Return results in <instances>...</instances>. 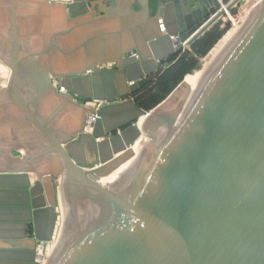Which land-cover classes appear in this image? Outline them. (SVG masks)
I'll return each mask as SVG.
<instances>
[{
	"label": "water",
	"instance_id": "obj_1",
	"mask_svg": "<svg viewBox=\"0 0 264 264\" xmlns=\"http://www.w3.org/2000/svg\"><path fill=\"white\" fill-rule=\"evenodd\" d=\"M242 1L0 0L17 8L0 22V264H46L54 222L47 264H264V0L162 102L134 101ZM18 124H53L61 151L43 158Z\"/></svg>",
	"mask_w": 264,
	"mask_h": 264
},
{
	"label": "trees",
	"instance_id": "obj_2",
	"mask_svg": "<svg viewBox=\"0 0 264 264\" xmlns=\"http://www.w3.org/2000/svg\"><path fill=\"white\" fill-rule=\"evenodd\" d=\"M88 2L98 0H87ZM156 0H149L150 14L154 13L152 5ZM234 13V12H233ZM222 23H216L191 46L168 61L167 67L157 73L153 81L146 85L134 96L135 104L145 111H149L162 102L171 91L195 68L199 67L200 60L219 42L225 28Z\"/></svg>",
	"mask_w": 264,
	"mask_h": 264
},
{
	"label": "bare ground",
	"instance_id": "obj_3",
	"mask_svg": "<svg viewBox=\"0 0 264 264\" xmlns=\"http://www.w3.org/2000/svg\"><path fill=\"white\" fill-rule=\"evenodd\" d=\"M72 3V2H71ZM6 5V4H5ZM37 5H39V0H38V4ZM59 5H62V4H55L54 6H59ZM10 6V7H9ZM12 7H13V5H6V7L5 8H3V6H2V4H1V6H0V18L2 19L0 22L3 24L4 23V20L5 21H9V23L11 24L13 21V19H12V12L14 11V19L16 18V14H17V8L16 9H14L13 11H12ZM7 9V10H6ZM254 10V9H253ZM8 11V12H7ZM252 12V10H250L249 11V13H251ZM7 15H8V17H7ZM51 17H53V18H55V19H59L58 20V22H59V26L60 27H62L63 28V26L65 27L66 26V22H67V18H66V16H65V10H64V8H63V6H60L59 7V9L56 11V14L55 15H53V16H51ZM15 22H16V20H14ZM69 21V20H68ZM31 29V28H30ZM4 30V34H5V31H6V27L5 28H3L2 29V31ZM9 33L11 32V26L9 27ZM61 29H59V31H60ZM54 34V33H53ZM74 35V34H73ZM71 36L70 37V39L72 38V37H74V36ZM76 35V34H75ZM228 38V37H227ZM226 38V39H227ZM225 39V40H226ZM224 40V41H225ZM223 41V42H224ZM222 42V43H223ZM52 43H53V41H52ZM52 43H51V45H52ZM70 44H72V43H70ZM74 48H73V50L74 51H76L77 50V47L76 46H73ZM53 59H56V58H53ZM207 59V58H206ZM205 59V60H206ZM204 60V61H205ZM75 62H77V61H74V63ZM184 79V78H183ZM182 82V81H181ZM88 118V119H87ZM87 126L88 127H91V128H89V130L90 129H92L93 127H92V125L95 123V118H94V121L92 120V117H90V115L89 116H87ZM145 117L144 116H141L140 118H139V120H138V123L141 121V120H143ZM61 120L63 121L64 120V122L66 121V115L64 116V118H61ZM61 120H60V122H61ZM97 120V119H96ZM137 123V124H138ZM62 124H63V122H62ZM61 124V125H62ZM27 127H29V125H27V124H25ZM35 125H36V123H35ZM32 126H34L33 124H32ZM39 126V129H40V131L39 132H41L40 134H38V133H36L35 131H32L33 132V137H32V140H29L28 141V143L29 144H31V145H37V149H38V151H40V153H42V157L43 158H48L50 155H56V153L52 150V148L50 147V144L52 145V147L55 149V145H56V150L57 151H61V148L60 147H58V141H57V139L55 140V144H54V141L52 140L53 139V135L51 134L52 133V131H51V129L52 130H55L56 129V127L53 125V124H51V126H48V125H46L45 126V128H42L41 127V125H38ZM70 126H72V125H70ZM69 126V127H70ZM45 133H47L48 135H52V136H48V135H46V134H44V132ZM42 132H43V135H45V139H46V142H44V141H42L43 139L41 138V134H42ZM42 139V140H41ZM29 176V182L31 183V184H33L34 182H35V177L34 176H32V175H28ZM51 236H52V239L55 237V222H54V225H53V231H52V234H51ZM29 245H30V243H28ZM41 245H43V246H41ZM46 245L44 244V242H42V243H40L39 245H38V243H37V247H38V249H37V252H38V250L40 249V248H42L43 247V249H42V255H40V256H38L37 255V252L35 253V255H36V257L37 258H39L41 261L43 260V258H44V260H46V264L48 263V262H50L51 261V258H52V255H53V251H54V246H55V244L53 245V246H51V244H49L47 247H45ZM17 254H19V253H17ZM51 255V256H50ZM48 258V259H47Z\"/></svg>",
	"mask_w": 264,
	"mask_h": 264
},
{
	"label": "rangeland",
	"instance_id": "obj_4",
	"mask_svg": "<svg viewBox=\"0 0 264 264\" xmlns=\"http://www.w3.org/2000/svg\"><path fill=\"white\" fill-rule=\"evenodd\" d=\"M260 0H250L249 1V4H243V5H239V6H237L236 7V10L234 11V13H233V15L231 16L232 18H233V20L236 22L237 21V24L235 25V27L234 28H232V30H231V27H232V24H231V22H225V23H222V21H217V23H222L223 25H224V27L223 28H225V31H224V33H223V35H222V37H221V39L219 40V42L210 50V52L204 57V58H202L201 60H200V63H202V62H204V60L212 53V51L219 45V44H221L227 37H229L239 26H240V24L246 19V17L247 16H245V14L247 13H249V11L250 10H252L253 11V9H255L256 8V6H257V3L259 2ZM149 8H150V6H149ZM151 9L153 10V9H155V5H152V7H151ZM2 19L0 18V21H1ZM1 29V28H0ZM0 34L1 35H6V33L4 34V30L3 31H0ZM3 36H0V37H3ZM29 37H30V35H29ZM2 44L4 45V46H9V44H6V43H3L2 42ZM2 45H0V48H2L1 47ZM5 51V49L3 50V52ZM2 52V53H3ZM1 53V54H2ZM6 54V53H5ZM9 66V65H8ZM6 64H5V62H4V60H3V58H1V60H0V91H5V93H6V95H7V93H8V97H9V99H7V97H6V95H5V99L3 98V100L4 101H6L7 103L9 102L8 100H10V99H14L13 98V96L12 95H10V90L7 88V84H8V80H9V78H10V75H11V68L10 67H8ZM173 91V90H172ZM10 103V102H9ZM11 104V103H10ZM91 104L92 103H90V106H91ZM89 105V104H88ZM8 115L5 113H0V139L2 140H0L1 141V143L2 142H5L6 140H7V137H6V131H9V129L7 128L6 129V131H4L3 129H2V127L4 126V127H6V124H8ZM28 129H29V127H27L25 124H23V125H19L18 124V127L17 128H15L14 130L16 131L15 133L18 135V136H21V135H25V134H27V133H25V132H28V136H25V139L27 140V141H29V140H32V137H33V132L32 131H28ZM16 136V135H15ZM20 138V137H19ZM11 154L12 155H15V156H17V155H19V156H21V154H20V150L19 149H15V150H12L11 151ZM45 244V243H44ZM55 243H51V246H53ZM41 246H43V245H41ZM42 249H43V247L42 248H40L39 250H38V252H37V255L38 256H40V255H42Z\"/></svg>",
	"mask_w": 264,
	"mask_h": 264
},
{
	"label": "built area",
	"instance_id": "obj_5",
	"mask_svg": "<svg viewBox=\"0 0 264 264\" xmlns=\"http://www.w3.org/2000/svg\"><path fill=\"white\" fill-rule=\"evenodd\" d=\"M227 6H228V4H222L220 9L218 10V11H223V14L220 16L219 20L222 21V23H225L227 21L231 22V24H232L231 30H232V28H234L235 25L237 24V21L235 22L233 20V18L231 17L233 15V11L236 10V7L233 10L232 9L228 10ZM245 16H247V13L245 14ZM162 30H163V28H162ZM109 66H111V65H109ZM53 85L57 88V91L59 94H62L64 92V88L59 86L57 82L53 81ZM90 103H92L91 106H90ZM81 104L87 108L93 109L95 112H98L103 106V103L93 102V101H82ZM90 117H92L93 121H94L95 117H96L95 121H96V119H98V116L96 114L90 115ZM55 242H56V238L54 237L53 239H51V243H55Z\"/></svg>",
	"mask_w": 264,
	"mask_h": 264
},
{
	"label": "crops",
	"instance_id": "obj_6",
	"mask_svg": "<svg viewBox=\"0 0 264 264\" xmlns=\"http://www.w3.org/2000/svg\"><path fill=\"white\" fill-rule=\"evenodd\" d=\"M249 1L250 0H243L242 2H241V5H243V4H249ZM99 5L100 4H94V8H93V10L95 11V12H97V8L99 7ZM62 121V120H61ZM63 122V124H64V120L62 121ZM61 122L59 121V124H60ZM20 154L24 157V155H26V152L25 151H23V150H20Z\"/></svg>",
	"mask_w": 264,
	"mask_h": 264
},
{
	"label": "flooded vegetation",
	"instance_id": "obj_7",
	"mask_svg": "<svg viewBox=\"0 0 264 264\" xmlns=\"http://www.w3.org/2000/svg\"><path fill=\"white\" fill-rule=\"evenodd\" d=\"M234 12V11H233Z\"/></svg>",
	"mask_w": 264,
	"mask_h": 264
}]
</instances>
